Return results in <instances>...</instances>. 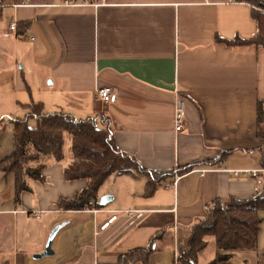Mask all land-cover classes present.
<instances>
[{
	"label": "crops",
	"instance_id": "obj_1",
	"mask_svg": "<svg viewBox=\"0 0 264 264\" xmlns=\"http://www.w3.org/2000/svg\"><path fill=\"white\" fill-rule=\"evenodd\" d=\"M201 1H3L0 264H117L129 251L148 248L159 234L150 264H179L176 254L212 202L264 196V182L234 174L264 170V141L257 137L264 48L218 41L255 38L254 11L259 9L237 0ZM13 23L17 35L5 36ZM101 88H111L115 102L105 104L97 93ZM180 97L186 99L187 123L177 133ZM33 104H41L46 114L64 112L78 120L102 114L110 119L121 152L150 172L173 177L147 196L145 176L115 174L98 193L99 202L112 196L111 202L95 210H60L62 199L88 187L86 180L65 178L72 162L69 142L65 159L46 160L44 180L28 179L29 191L16 200L14 175L4 171L8 162L2 161L13 151L10 122L25 118ZM222 153L228 154L219 162ZM191 166L190 172L179 174ZM114 215L117 219L100 231ZM61 224L54 255L34 258L45 252L52 230ZM214 241L208 263L218 252ZM253 260L264 264V247L236 251L230 263Z\"/></svg>",
	"mask_w": 264,
	"mask_h": 264
},
{
	"label": "trees",
	"instance_id": "obj_2",
	"mask_svg": "<svg viewBox=\"0 0 264 264\" xmlns=\"http://www.w3.org/2000/svg\"><path fill=\"white\" fill-rule=\"evenodd\" d=\"M3 1L0 0V4ZM237 1L259 9L254 11L258 34L251 40L236 38L233 41H218L234 47L254 45L264 48V0ZM28 109L30 112L25 118L10 122L13 128V151L2 161L8 162L4 171L14 175L16 200L20 199L23 192L29 191L28 179L44 180L42 169L46 160L65 159L66 139L71 143L72 162L65 169V178L67 181L86 180L88 187L72 199H62L58 204L60 210L100 209L99 190L115 174L134 178L145 176L147 196L156 192L158 183L173 177V174L150 172L135 157L121 152L116 146L110 119L102 114L78 120L64 112L46 114L41 104H33ZM31 120L36 122L35 128L30 127ZM257 137L264 141V101L257 103ZM226 154L222 153L218 161H222ZM191 169L192 166L185 167L179 170V174L184 175ZM261 211H264V196L244 202L235 199L226 203L219 200L212 202L206 215L190 228L187 245L179 252V264H198L199 255L207 248V239L210 237L216 240L218 252L208 264H231L236 251L255 250L262 224L259 216ZM159 235L152 239L148 248L134 249L122 255L117 264H150V256L156 251L154 246Z\"/></svg>",
	"mask_w": 264,
	"mask_h": 264
},
{
	"label": "built area",
	"instance_id": "obj_3",
	"mask_svg": "<svg viewBox=\"0 0 264 264\" xmlns=\"http://www.w3.org/2000/svg\"><path fill=\"white\" fill-rule=\"evenodd\" d=\"M103 4L107 3V0H101ZM216 0H202L201 3L205 5L213 4ZM62 4L66 5H75L77 0H60ZM6 7L5 4H0V8ZM10 34H15L17 35V25L15 23L11 24L9 27L8 32H6L5 36H8ZM98 96L100 99L105 103V104H111L115 102L116 100V95L112 91L111 88H101L98 89ZM186 99L180 97L178 99V102L176 104V109H175V132L181 133L187 123V115H186V105H185ZM236 177H241L242 175L246 176L247 174H250L254 179L258 180L259 182H264V170H254L251 172L248 171H235L234 172ZM126 214L130 215H136L137 218L141 217V213H137L134 211H127L125 212ZM41 213L39 212H34V215L36 217H39ZM117 219V216L114 215L111 218H109L104 224L100 226V231L106 230L115 220ZM99 232H96L98 234ZM179 255L176 254V260H178Z\"/></svg>",
	"mask_w": 264,
	"mask_h": 264
},
{
	"label": "rangeland",
	"instance_id": "obj_4",
	"mask_svg": "<svg viewBox=\"0 0 264 264\" xmlns=\"http://www.w3.org/2000/svg\"><path fill=\"white\" fill-rule=\"evenodd\" d=\"M29 125H30V127L33 128L34 127V120H31L30 123H29ZM69 142H70L69 139H66L65 146H64V149L66 150V152H69L70 151V147H69L70 143ZM108 186L110 188L113 187V185H108ZM259 216L262 218V224H261V227H260V232H259V236H258V246H257V248H259V250H260L261 248L264 247V211H261L259 213ZM214 240H215L214 238L210 239L209 246L207 247V249H206L203 257H200L199 258L198 264H207L208 263L207 262L208 261L207 259L210 256L213 257L214 250H215V245H214L215 244L214 243L215 241ZM253 256L255 258V255H253ZM212 259L214 260V258H212ZM256 262H258V261H256ZM256 262L253 260V264H258Z\"/></svg>",
	"mask_w": 264,
	"mask_h": 264
},
{
	"label": "water",
	"instance_id": "obj_5",
	"mask_svg": "<svg viewBox=\"0 0 264 264\" xmlns=\"http://www.w3.org/2000/svg\"><path fill=\"white\" fill-rule=\"evenodd\" d=\"M113 200V197L112 196H106V197H103L100 201L101 205H106L107 203L111 202ZM65 226V224H61V225H58L56 226L49 238H48V241H47V244H46V249H45V252L42 253V254H39V255H35L34 258H37V259H41L43 257H48V256H52L54 255V251L52 249V244H53V241L56 237V235L58 234V232Z\"/></svg>",
	"mask_w": 264,
	"mask_h": 264
}]
</instances>
